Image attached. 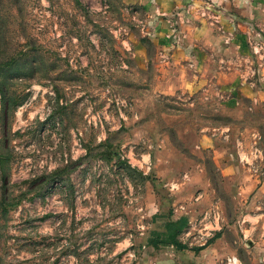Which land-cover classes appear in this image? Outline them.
I'll list each match as a JSON object with an SVG mask.
<instances>
[{"label": "rangeland", "instance_id": "obj_1", "mask_svg": "<svg viewBox=\"0 0 264 264\" xmlns=\"http://www.w3.org/2000/svg\"><path fill=\"white\" fill-rule=\"evenodd\" d=\"M205 1L191 11H212ZM178 7L175 35H155L141 2L0 0V264H195L214 232L219 264H264V43L217 20L198 41L195 12ZM194 52L203 83L187 89ZM213 204L218 227L202 233ZM179 214L192 250L153 247Z\"/></svg>", "mask_w": 264, "mask_h": 264}, {"label": "crops", "instance_id": "obj_2", "mask_svg": "<svg viewBox=\"0 0 264 264\" xmlns=\"http://www.w3.org/2000/svg\"><path fill=\"white\" fill-rule=\"evenodd\" d=\"M130 2H141L144 9L147 11V14L150 17V25L149 28L151 32H155L156 35L157 32H161L162 35L164 33L169 35H175V33L172 31L171 27V19H175L176 15L174 13H178L180 16L182 14V10H179L180 5L184 7V11L190 10L194 7V5H197L196 2L200 3V0H128ZM205 1V0H202ZM207 2L204 6L206 8L207 6H210L212 8V11H206V14L203 15V6L199 7L198 9H194L191 12L193 13V17L200 23L196 26H191V37L196 38L198 41H201V37L204 36L205 33H207V27L210 28L208 25L210 22L213 23V20H217L218 23L222 25V28L224 30L230 31L232 33V39L234 41H237L239 38H243L240 40H250V39H256L259 42L264 43L261 39L259 40V34L260 32L264 35V0H206ZM199 6V5H197ZM198 10V11H197ZM210 12V13H209ZM212 16V19H211ZM182 18V16H181ZM209 18V19H208ZM166 21V23H164ZM168 22V23H167ZM205 25H204V24ZM169 27H166V26ZM169 28V29H168ZM260 31V32H259ZM156 36V42L155 46L161 47V48H167L170 50V55L174 56V59H171L172 63H175L174 61L178 62L175 64H179L180 66H183L181 62H183L184 59L188 58L187 55H185V52L181 50L182 46L175 44L172 42V39L169 37L167 40L162 36ZM249 38H248V37ZM261 36V34H260ZM158 37H160L162 40H160L162 43L165 40L166 46L160 44L158 41ZM169 39V40H168ZM238 42V41H237ZM261 55V54H259ZM168 58H170L168 56ZM165 59V58H164ZM190 63L193 66L195 65L194 71L190 74H184V76H181V79L183 80L184 85H186L187 89L197 86L195 89L201 87L203 83V76L202 71L197 67L198 65L202 64L203 57L199 54L197 55L195 52L192 53V56L189 57ZM198 83H200L198 85ZM242 90H244V94L247 96H255L258 97L259 91L256 87L248 88L247 85L243 86ZM240 189H243L241 186ZM218 216L219 214V209ZM219 220L217 218H210L208 221V224L203 223V226L197 224L196 228L201 229V232L203 231V227L205 225H209L212 228L218 227ZM199 223V222H198ZM209 230H206V233H208ZM203 233V232H202ZM221 234V233H219ZM202 235V234H201ZM199 236V235H198ZM179 239L184 242L180 236L178 235ZM219 240H221V235H217L212 239V241L205 243L202 247L198 248L196 251L192 250L191 257L192 261L195 262V264H219L217 258L218 254L221 252L219 249H217ZM202 244V242H198L199 245ZM189 248H182L177 249L175 252L176 255L178 253L183 254L182 252L185 251L187 255V251H191ZM180 259L176 260L175 258H160L158 257L157 260H153V263L155 264H179ZM180 264H184L183 261H181Z\"/></svg>", "mask_w": 264, "mask_h": 264}, {"label": "trees", "instance_id": "obj_3", "mask_svg": "<svg viewBox=\"0 0 264 264\" xmlns=\"http://www.w3.org/2000/svg\"><path fill=\"white\" fill-rule=\"evenodd\" d=\"M2 88L0 86V97L2 92ZM0 204L2 203L3 199L6 196V191L4 190L6 186V177L5 173L2 170V159H1V152H0ZM59 172V169L50 170L45 173L44 178L45 179H52L55 177ZM4 207V206H3ZM3 209V208H2ZM187 224V217L184 214H179L178 216L174 217H167L163 220L162 226L163 228L160 230H153L151 236L147 239L148 242L153 246L156 247L157 245H166L170 244L175 249H182L186 247V244L182 242L178 235L179 233L185 228ZM218 235V232H214V234L211 236L216 237ZM211 237L206 240V242L197 245L193 247L194 249H198L202 247L205 243L209 242L211 240Z\"/></svg>", "mask_w": 264, "mask_h": 264}, {"label": "built area", "instance_id": "obj_4", "mask_svg": "<svg viewBox=\"0 0 264 264\" xmlns=\"http://www.w3.org/2000/svg\"><path fill=\"white\" fill-rule=\"evenodd\" d=\"M250 44L252 46V48L254 50L257 49V42L255 40H253V42L250 41ZM208 212H206V214H203L202 218H204L207 215V222L210 220V218H217L218 217V211L216 208V205L213 204L212 206H210V208L207 210ZM201 220H199L198 222H200ZM187 232H189V230H187ZM225 263L224 264H240L239 259L237 258L236 255L231 254V255H227L225 257Z\"/></svg>", "mask_w": 264, "mask_h": 264}]
</instances>
